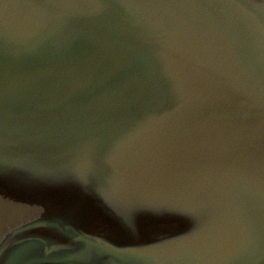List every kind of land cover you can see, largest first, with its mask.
Listing matches in <instances>:
<instances>
[{
    "label": "water",
    "instance_id": "obj_1",
    "mask_svg": "<svg viewBox=\"0 0 264 264\" xmlns=\"http://www.w3.org/2000/svg\"><path fill=\"white\" fill-rule=\"evenodd\" d=\"M262 248L264 0H0V264Z\"/></svg>",
    "mask_w": 264,
    "mask_h": 264
},
{
    "label": "snow or ice",
    "instance_id": "obj_2",
    "mask_svg": "<svg viewBox=\"0 0 264 264\" xmlns=\"http://www.w3.org/2000/svg\"><path fill=\"white\" fill-rule=\"evenodd\" d=\"M190 86L193 89L200 88L204 86V82L198 79H193L190 82ZM174 98H170L168 103H174ZM130 179L132 180H163V181H173L181 186L187 188L188 194L193 198L194 201H198L206 194L207 180L199 179L195 177H189L182 174H150L144 175L138 171L137 164L133 161L130 164ZM261 258L264 259V248L261 250ZM255 256L257 252L252 250L250 253Z\"/></svg>",
    "mask_w": 264,
    "mask_h": 264
}]
</instances>
